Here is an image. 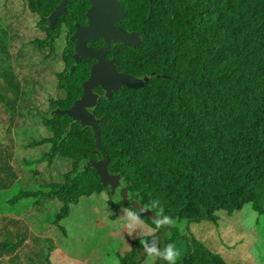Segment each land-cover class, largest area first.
Listing matches in <instances>:
<instances>
[{
    "label": "trees",
    "instance_id": "1",
    "mask_svg": "<svg viewBox=\"0 0 264 264\" xmlns=\"http://www.w3.org/2000/svg\"><path fill=\"white\" fill-rule=\"evenodd\" d=\"M59 1L25 2L44 22ZM83 1L79 5L84 6ZM125 6L122 24L139 32L142 41L136 47L121 45L116 52L118 66L130 76L148 80L141 88L124 87L111 98H99L93 111L99 119L101 146L110 159L108 170L120 175L126 201L112 194L94 167L81 166L85 160L103 157L94 129L54 112L70 108L80 97L89 61L72 71L74 61L66 54L67 70L61 73L58 65L63 60L50 63L56 80L47 77L46 86L37 84L52 94L45 96L43 110L36 103L38 86L30 85L31 89L15 80L36 65L35 57L22 51L26 43L5 62L0 117L8 116L6 130L17 125L14 137L23 143L31 136L26 150L50 145L38 160L22 159L33 180L39 173L36 164H51L57 157L71 160L72 169L62 181L51 173L41 174L40 190H21L10 204L29 197L37 198L38 205L49 199L60 201L53 222L64 234L68 230L62 221L85 197L104 196L117 214L124 207L132 210V218L143 217L153 230L140 234L129 250L119 253V264H143L147 248L157 245L162 253L169 244L180 250L176 264H253L231 262L178 227L184 220L212 219L218 210L231 214L246 204L264 214V0H125ZM61 49L58 43V53L55 47L52 51L60 55ZM38 121L49 136L33 138L35 128L30 126L21 132V125ZM7 140H12L10 135ZM10 169L15 170L13 165ZM132 201L161 219L135 209ZM22 242L23 238L9 246L15 249ZM4 246L7 240L0 243V248ZM47 248L46 264H53V247ZM155 264L168 262L157 255Z\"/></svg>",
    "mask_w": 264,
    "mask_h": 264
},
{
    "label": "rangeland",
    "instance_id": "2",
    "mask_svg": "<svg viewBox=\"0 0 264 264\" xmlns=\"http://www.w3.org/2000/svg\"><path fill=\"white\" fill-rule=\"evenodd\" d=\"M8 4L10 8L7 11L11 14H21L27 9L25 1L0 0V34L8 33L7 28L10 26L6 24L4 8V5L8 7ZM27 20L32 21L30 17ZM16 22V19L12 20L14 28L11 29L17 32L18 43L7 42L3 35L4 39L0 42L2 79L7 76L5 62H9L10 53L13 49L16 51L18 46L24 47L33 37L30 24H16ZM25 50L30 56H35L36 65L30 71L27 69L25 75L18 74L15 80L26 82L28 87L37 84L46 86L49 79L55 81L54 73L51 72L55 66H50V63L61 61L60 55L54 53L48 55L47 49H37L35 52L31 44H27L22 51ZM43 55L46 57V64ZM62 66L63 64L58 65V69ZM33 75L36 76V83L33 81ZM39 85H37L36 103L39 108L45 110L44 104H47V98H44L47 94H52L40 90ZM54 88L55 86L51 85L50 90L54 92ZM8 93L11 97V92ZM27 93L26 89L24 94ZM38 112L40 110L36 111ZM7 125L8 116H1L0 147L3 148L5 145L7 150L3 148L5 152H0V187H2L0 188V243L7 240V246L0 248V264H46L45 252H48V245L53 247L50 253L53 264H119V253L129 250L132 242L140 237V234L152 232L153 229L143 217L132 218L133 211L125 207L117 214L104 196L85 197L78 206L74 207L72 214L62 221L68 230L67 234H64L53 222L60 211L62 204L60 201L49 199L38 205L37 198L29 197L10 204L11 198L21 190H40L39 186L44 182L40 180L41 174L51 173L56 175L54 179L62 181L63 175L72 169V161L57 157L51 164L47 162L36 164L35 169L39 173L33 180L29 166L22 159L38 160L42 156V149L48 150L50 145L39 146L33 151L26 150L24 145L31 142V136L28 135L23 143L22 138L14 137L17 125L6 130ZM27 126L35 128L36 137L33 138L41 139L50 135L41 121L32 125H21V132ZM9 135L12 140H7ZM5 138L7 142L4 144L2 140ZM12 165L15 170L10 169ZM178 228L182 231L185 229L197 241L204 243L213 252L227 257L231 262L247 261L264 264V214L258 213L250 204L231 214L225 210H218L214 218L203 219L200 222L187 223L184 220ZM21 238L23 242L18 247L13 249L9 246ZM154 248L158 251L157 245ZM156 258L157 255L153 254V257H147L143 264H155Z\"/></svg>",
    "mask_w": 264,
    "mask_h": 264
},
{
    "label": "water",
    "instance_id": "3",
    "mask_svg": "<svg viewBox=\"0 0 264 264\" xmlns=\"http://www.w3.org/2000/svg\"><path fill=\"white\" fill-rule=\"evenodd\" d=\"M92 9L89 15L93 12L99 13L100 19L96 22L91 21V25L87 28L80 29L76 37H79L82 42L93 41L96 37H104L108 42L114 40L117 43L132 45L136 47L141 43L140 34L137 32L128 33L125 30L115 26V21L123 15V10L120 7L118 0H91ZM67 0H62L57 11L52 15V22L55 16L59 15L66 8ZM119 8V17L116 18L112 9ZM92 17V16H91ZM106 48L92 49L85 46L84 43L78 42L76 46V62H81L84 56L93 57L98 60V63L92 67V73L89 79L83 84V94L73 106L69 109H56L57 114H68L73 123L81 122L83 126H91L94 129L96 137V146L102 152V158L99 160H85L81 166L83 168L94 167L99 174L104 185L110 186L111 192L114 196H120V201H126L128 197L127 188L120 182V175H113L108 170L109 156L101 146V134L99 119L89 110L90 107L97 103L98 95L93 92V87L101 86L107 91V97H110L113 91H117L122 86L137 89L145 85L148 78H136L128 74L119 73L113 65V62L106 60ZM135 209L142 213L156 219H161L160 216L155 215L147 210L143 205L137 201H132Z\"/></svg>",
    "mask_w": 264,
    "mask_h": 264
},
{
    "label": "flooded vegetation",
    "instance_id": "4",
    "mask_svg": "<svg viewBox=\"0 0 264 264\" xmlns=\"http://www.w3.org/2000/svg\"><path fill=\"white\" fill-rule=\"evenodd\" d=\"M21 1L23 2L26 0H21ZM118 1L120 3V7L123 10V15L119 18V20L115 21V26L125 30L128 33L136 32V31L126 30L124 28L122 22L126 16L125 0H118ZM61 2H62V0L59 1V4L55 7V9H53L52 11H50V13L48 15H46V19L44 22H43V19L40 15H38L35 12H31L30 9H28L26 7V5H25V8H27L26 11L23 10V12L21 14H19V13H13V14L8 13L7 9L9 10L10 5L8 4L7 5L8 7H5V5H4V8L6 9V11H5L6 24H9L10 26H9V28H7L8 33H1L0 34V42L2 39L5 38L7 40V42H9V43H18V40H17L18 34H17V32H13V30L11 29V28H14L12 26V20L16 19L17 20L16 24H19V23L30 24V27L32 28L33 37L27 43L34 44L33 49L35 50V52L37 49L38 50L47 49V51L49 53H53L52 49L55 47L56 50L54 51V53H58V50H59V49L57 50L58 43L62 44V49H61L62 53L60 54V57H61V60H63V62H62L63 66L60 70V73L65 72L67 70V62L65 60L66 54L68 56H70L74 61V63L71 65L72 71L75 70V68L78 64L88 60L89 61L88 62L89 63V75H88L87 79L82 83V94H83V84L91 76L92 67L98 63V60L93 58V57L84 56L82 58L81 62L77 63L76 58H75V54L77 52L76 46H77L78 42L84 43L86 47L96 49V50L107 47L108 49L106 52V60L113 62L114 67L116 68V70L119 73L127 74L126 72H124L121 69V67L118 66V59L116 57V52H117V50L120 49V47H121V45H123V43H117L114 40H111L110 42H108L104 37H96L93 41H84V42H82L79 37L77 38V40L74 39L76 37L77 32L80 29L87 28L91 25V21L96 22L98 19H100V15H98L99 13H97V12H93L91 14L92 17L89 15V11L92 9L91 0H86V4L84 6L79 5L80 2H84L83 0H67L65 10H63L59 15L55 16L54 17L55 20L52 22L51 17L57 11ZM112 11L114 13V16L116 18H118L119 13H120L119 8H114V9H112ZM28 17H30L32 19V21H28L27 20ZM137 33H139V32H137ZM2 35L4 36V38L2 37ZM42 42L46 44V46L44 48H40V46H39V44H41ZM129 46H132V45H129ZM18 50H20V46H18L16 48V51H18ZM16 51H15V49H13V51L10 53V55L14 56ZM124 87H126V86H122L118 90H121ZM93 92L98 95L97 102H98L99 98L107 97V91L104 88H102L101 86L93 87ZM114 92H116V91H113L112 94ZM82 94L80 95V97L78 99H76L73 102V104L81 98ZM112 94H111V96H112ZM111 96L108 98H111ZM73 104L70 106V108L73 106ZM96 105H97V103H96ZM95 106H92L89 108V110L94 115H95V113H94L93 109L95 108ZM56 109H60V108H56ZM56 109L54 111H56ZM71 121L73 122V119H71ZM76 123H81V122L79 121Z\"/></svg>",
    "mask_w": 264,
    "mask_h": 264
},
{
    "label": "clouds",
    "instance_id": "5",
    "mask_svg": "<svg viewBox=\"0 0 264 264\" xmlns=\"http://www.w3.org/2000/svg\"><path fill=\"white\" fill-rule=\"evenodd\" d=\"M146 252L149 258H152L153 254L163 255L168 264H176L177 259L181 255L180 250L173 244H169L162 253L158 252L154 247L147 248Z\"/></svg>",
    "mask_w": 264,
    "mask_h": 264
}]
</instances>
